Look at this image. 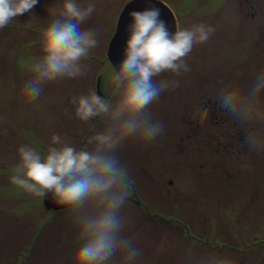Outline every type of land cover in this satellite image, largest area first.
I'll list each match as a JSON object with an SVG mask.
<instances>
[{"label":"rangeland","instance_id":"374dc122","mask_svg":"<svg viewBox=\"0 0 264 264\" xmlns=\"http://www.w3.org/2000/svg\"><path fill=\"white\" fill-rule=\"evenodd\" d=\"M129 1L78 0L96 5L81 27L100 30L98 47L82 61L88 71L46 84L35 101L22 88L31 75L35 42L52 20L49 9L60 0H39L30 13L0 30V264H71L77 247L74 218L88 205L48 210L43 198L10 177L20 145L45 153L51 136L59 134L77 150H92L88 138L108 127L103 116L88 122L75 118L71 100L96 91L97 80L109 93L106 101L118 99L105 73L113 66L108 48ZM163 1L178 29L205 23L217 31L188 55L190 72L156 78L180 83L150 107L163 133L150 143L130 139L113 153L126 166L130 184L121 210L122 237L140 251L133 264H211L217 256L264 264V119L231 115L216 99L226 86L247 92L254 74L264 71V0ZM257 101L264 115V97ZM201 106L208 109L206 116L200 115ZM249 135L257 149L246 143ZM258 239L261 245L255 244ZM114 264H124L122 253Z\"/></svg>","mask_w":264,"mask_h":264},{"label":"clouds","instance_id":"9594fccd","mask_svg":"<svg viewBox=\"0 0 264 264\" xmlns=\"http://www.w3.org/2000/svg\"><path fill=\"white\" fill-rule=\"evenodd\" d=\"M39 0H0V30L20 15L30 13ZM96 9L94 3L82 5L78 0H60L49 9L51 22L36 43L30 67V78L22 92L29 101L37 100L44 86L61 79H74L87 73L90 51L99 45V29L82 28ZM131 23L122 60L105 74L106 83L118 97L112 104L96 91L72 97L74 116L82 122L103 116L108 127L88 138L92 150H77L59 134L51 136L45 153L27 144L18 148L19 162L13 169L11 183L40 198L48 197L57 207L79 210L88 205L83 216L75 217L77 247L71 264H114L117 253L124 264H133L140 255L127 238L122 237L125 223L121 210L128 204L127 168L113 154L130 139L150 143L159 137L164 126L150 111L162 93L180 86L175 79H159L164 73L180 76L190 72L187 57L198 44L207 43L216 28L195 23L168 29L160 10L150 7L129 13ZM264 97V71L254 74L247 92L238 87H225L216 97L221 110L246 119H264L257 109V98ZM201 116L208 109L199 108ZM250 149L257 140L245 138ZM256 153H260L257 150ZM127 177V178H126ZM211 264H239L231 256H217Z\"/></svg>","mask_w":264,"mask_h":264},{"label":"water","instance_id":"95a60500","mask_svg":"<svg viewBox=\"0 0 264 264\" xmlns=\"http://www.w3.org/2000/svg\"><path fill=\"white\" fill-rule=\"evenodd\" d=\"M153 6L160 10V17L166 22L168 29L171 32L174 33L178 30L176 16L170 6L163 0H130L120 14L117 30L109 44L108 58L112 65L118 64L123 58L125 43L128 37V26L131 23L129 13L133 11H142ZM99 86L100 83L98 82V88ZM98 94L103 96L105 100L108 98L100 90H98ZM43 202L48 210L59 211L66 209L65 207H57L52 204L48 197H45Z\"/></svg>","mask_w":264,"mask_h":264},{"label":"flooded vegetation","instance_id":"af4514ba","mask_svg":"<svg viewBox=\"0 0 264 264\" xmlns=\"http://www.w3.org/2000/svg\"><path fill=\"white\" fill-rule=\"evenodd\" d=\"M97 82H99L100 83V86H99V88H98V83ZM97 82H96V86H97V89H96V91H97V93H98V90H100L101 92H103L104 93V91H102V85H101V82H100V80L98 81L97 80ZM106 91V90H105ZM108 92H110V90H109V88H108ZM105 94V93H104ZM106 96H108L109 97V93H108V95L107 94H105ZM108 101H109V98H108ZM244 136V135H243Z\"/></svg>","mask_w":264,"mask_h":264},{"label":"trees","instance_id":"16d2710c","mask_svg":"<svg viewBox=\"0 0 264 264\" xmlns=\"http://www.w3.org/2000/svg\"><path fill=\"white\" fill-rule=\"evenodd\" d=\"M260 241H261V239L256 240V243H255V244H257V245H261V242H262V241H263L262 243H264V240H262L261 242H260ZM212 246H213V245H212ZM248 246H251V245H248Z\"/></svg>","mask_w":264,"mask_h":264}]
</instances>
